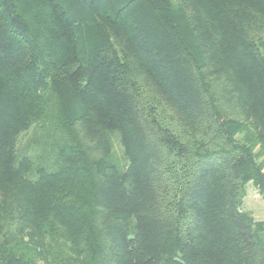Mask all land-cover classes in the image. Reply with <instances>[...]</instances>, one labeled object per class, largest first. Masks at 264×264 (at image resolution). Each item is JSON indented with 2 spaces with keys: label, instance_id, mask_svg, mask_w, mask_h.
Returning <instances> with one entry per match:
<instances>
[{
  "label": "trees",
  "instance_id": "obj_1",
  "mask_svg": "<svg viewBox=\"0 0 264 264\" xmlns=\"http://www.w3.org/2000/svg\"><path fill=\"white\" fill-rule=\"evenodd\" d=\"M263 167L264 0H0V264H264Z\"/></svg>",
  "mask_w": 264,
  "mask_h": 264
},
{
  "label": "rangeland",
  "instance_id": "obj_2",
  "mask_svg": "<svg viewBox=\"0 0 264 264\" xmlns=\"http://www.w3.org/2000/svg\"><path fill=\"white\" fill-rule=\"evenodd\" d=\"M83 39V38H80ZM26 136L21 142H24ZM115 149L118 152V146L115 144ZM242 207L244 210L251 213L255 219H264V198L258 194V191L252 183L246 184L241 195Z\"/></svg>",
  "mask_w": 264,
  "mask_h": 264
},
{
  "label": "crops",
  "instance_id": "obj_3",
  "mask_svg": "<svg viewBox=\"0 0 264 264\" xmlns=\"http://www.w3.org/2000/svg\"><path fill=\"white\" fill-rule=\"evenodd\" d=\"M263 169H264V167H263ZM264 220V219H263Z\"/></svg>",
  "mask_w": 264,
  "mask_h": 264
}]
</instances>
